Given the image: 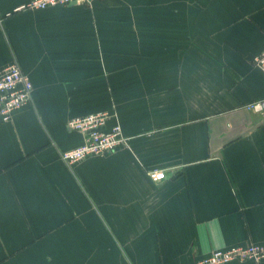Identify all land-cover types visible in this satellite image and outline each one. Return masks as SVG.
<instances>
[{
  "label": "crops",
  "instance_id": "crops-1",
  "mask_svg": "<svg viewBox=\"0 0 264 264\" xmlns=\"http://www.w3.org/2000/svg\"><path fill=\"white\" fill-rule=\"evenodd\" d=\"M28 1L0 0V69L33 83L0 114V264H196L263 244L264 112L248 105L264 100V0ZM102 111L128 145L69 166L85 140L70 119Z\"/></svg>",
  "mask_w": 264,
  "mask_h": 264
},
{
  "label": "built area",
  "instance_id": "built-area-1",
  "mask_svg": "<svg viewBox=\"0 0 264 264\" xmlns=\"http://www.w3.org/2000/svg\"><path fill=\"white\" fill-rule=\"evenodd\" d=\"M97 0H29L17 9H45L51 6L84 3L90 5ZM254 64L264 71V48L254 58ZM33 83L17 62L0 69V114L4 121L12 119L14 111L32 99ZM249 109L264 112V100L250 103ZM110 114L106 111L73 117L69 127L80 131L84 142L74 148L64 150L63 160L72 166L75 163L93 155L110 154L117 151L122 145H128L129 138L124 135L120 123L108 128ZM154 181L166 178V171L162 168L149 170ZM264 259V243H249L228 248H216L209 255L199 259L196 264H227L233 261Z\"/></svg>",
  "mask_w": 264,
  "mask_h": 264
}]
</instances>
